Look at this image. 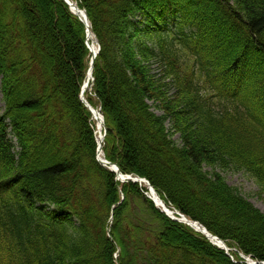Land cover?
Instances as JSON below:
<instances>
[{
	"label": "trees",
	"instance_id": "trees-1",
	"mask_svg": "<svg viewBox=\"0 0 264 264\" xmlns=\"http://www.w3.org/2000/svg\"><path fill=\"white\" fill-rule=\"evenodd\" d=\"M79 2L101 47L106 159L264 262V215L216 172L264 189V0ZM84 37L60 0H0V264H114L119 185L79 101ZM121 192L119 264H233L137 185Z\"/></svg>",
	"mask_w": 264,
	"mask_h": 264
},
{
	"label": "bare ground",
	"instance_id": "bare-ground-1",
	"mask_svg": "<svg viewBox=\"0 0 264 264\" xmlns=\"http://www.w3.org/2000/svg\"><path fill=\"white\" fill-rule=\"evenodd\" d=\"M66 2L69 3L70 5V11L72 12V14L76 17H78L80 20L82 21H86L85 19V15L83 10H81L72 0H65ZM87 42H88V48H89V52H90V56L93 57L94 54H96L97 51V45L95 43V38L92 34H88L87 36ZM90 77H91V72L90 70H88V73L86 75L84 84H83V98L85 99V94L88 92L89 87H90ZM96 107L98 109H94L93 107H90L91 111H92V118L93 121L95 122V128H96V132H95V137H96V146H97V153H96V159H98L100 161V163L102 165H104L106 168H109L110 170H113L114 172H116L117 174V178H118V182L121 184L120 186H118V189L121 190L123 185H136V181H134L132 174L130 173H123L121 172V170L119 169V165L116 162H112V161H107V159L105 158V154H104V147H105V140H106V136L108 134V130L107 128L105 129V127H103V123L101 121L102 117V112H101V106L100 103L98 101V99L96 98ZM103 116V115H102ZM88 124L90 129L92 130V132L94 133V129L92 127L91 121L90 119L88 120ZM128 125V124H127ZM129 126V125H128ZM92 133V135H93ZM122 142L118 141V145L119 147H121L122 145H124ZM133 147V144H131V148ZM120 149V148H119ZM118 150V147H117ZM120 153H124L123 149L118 152V154ZM116 158V157H115ZM124 174V175H123ZM125 176V177H124ZM151 195L153 200L155 201L156 205L161 209L164 210L170 217L172 218H176L178 219L180 222L185 223L186 225H189L193 228V230L196 231H202V229L191 223L189 220H185L183 218H180V216L176 215L173 209L168 208L165 203H163L161 200H159L158 195L155 192L151 191ZM120 205V201L117 202L116 204H114L113 206H111L110 212L112 214H114V210L116 207H118ZM210 237V236H209ZM210 239L212 240L213 243L217 244L218 246H220L221 244H219L217 242V240L212 239L210 237ZM227 247V246H226ZM112 259H113V255H112ZM115 264V263H114Z\"/></svg>",
	"mask_w": 264,
	"mask_h": 264
},
{
	"label": "rangeland",
	"instance_id": "rangeland-1",
	"mask_svg": "<svg viewBox=\"0 0 264 264\" xmlns=\"http://www.w3.org/2000/svg\"><path fill=\"white\" fill-rule=\"evenodd\" d=\"M92 99L93 102H96L94 98ZM91 124L94 130H96L95 122H91ZM177 138L178 136L174 137L175 140H177ZM216 172L220 174L229 187L236 189L245 200L249 201L257 210L260 211V213L264 214V189L257 181L243 172L221 170Z\"/></svg>",
	"mask_w": 264,
	"mask_h": 264
}]
</instances>
